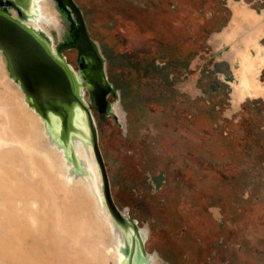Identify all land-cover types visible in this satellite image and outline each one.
<instances>
[{
	"label": "rangeland",
	"instance_id": "obj_1",
	"mask_svg": "<svg viewBox=\"0 0 264 264\" xmlns=\"http://www.w3.org/2000/svg\"><path fill=\"white\" fill-rule=\"evenodd\" d=\"M74 1L109 60L106 75L120 94L111 107L119 103L124 111L122 119L116 113L118 122L92 112L114 202L137 227L132 235L122 231L124 263L146 264L157 255L164 264H264V100L235 108L231 86L215 73L221 53L211 34L230 18L226 0ZM246 2L264 7V0ZM64 55L76 69V52ZM145 61H155L170 79L164 85L170 95L159 96L162 81H147ZM201 90L206 97L196 94ZM45 123L70 156L58 124ZM169 140L184 151L170 148ZM74 168L83 173L81 164ZM201 217L213 237L195 228ZM132 240L146 253L138 251L133 262Z\"/></svg>",
	"mask_w": 264,
	"mask_h": 264
},
{
	"label": "bare ground",
	"instance_id": "obj_2",
	"mask_svg": "<svg viewBox=\"0 0 264 264\" xmlns=\"http://www.w3.org/2000/svg\"><path fill=\"white\" fill-rule=\"evenodd\" d=\"M0 9L48 41L56 32L59 45L72 43L75 17L64 0H33L34 17L7 0ZM73 147L83 173L28 104L0 51V264H125V236L103 206L92 149L80 139ZM148 264L164 262L152 255Z\"/></svg>",
	"mask_w": 264,
	"mask_h": 264
},
{
	"label": "water",
	"instance_id": "obj_3",
	"mask_svg": "<svg viewBox=\"0 0 264 264\" xmlns=\"http://www.w3.org/2000/svg\"><path fill=\"white\" fill-rule=\"evenodd\" d=\"M7 1L13 3L23 14L34 17L33 0ZM19 1L22 3L20 4ZM25 1L28 4H25ZM71 3L73 4L72 1ZM27 5L28 7H25ZM73 5L76 6L75 3ZM74 8L77 10L76 7ZM89 42L92 43L91 40ZM95 44L97 46V43ZM73 48L81 50L79 47L73 46ZM64 50V48H57L54 51L53 43L19 19L0 9V51L5 57L11 78L19 84L30 106L37 114L45 121L52 119L61 128V140L64 144L66 142L71 144L69 161L73 165L81 164L73 148L74 140L80 139L91 147L100 175L103 206L115 224L116 230L132 235L137 230L136 223L120 211L114 202L92 114V107L99 109L100 113L106 112L108 107L110 114L117 119L114 108L108 106L107 97L111 91L115 96H119L117 91H114L107 83L105 59L99 49L96 51L102 62L101 73L109 86L108 91L103 95L93 89L94 81L90 77V79L85 78L66 63L63 56ZM86 92L90 94L89 101L85 98ZM140 250L145 256L141 241L137 248L132 240L129 253L132 262V257L136 256Z\"/></svg>",
	"mask_w": 264,
	"mask_h": 264
},
{
	"label": "flooded vegetation",
	"instance_id": "obj_4",
	"mask_svg": "<svg viewBox=\"0 0 264 264\" xmlns=\"http://www.w3.org/2000/svg\"><path fill=\"white\" fill-rule=\"evenodd\" d=\"M74 0H64L65 6L74 15L75 22L70 29L72 34V43L68 45H59L60 39L56 32L53 33V40L58 48L65 50L63 56L68 65V58L64 55L65 52H76V69L71 66L76 72H80L85 78L94 81V90L100 95L105 94L110 85L107 78L103 77L102 62L99 60L97 49L105 59V69L107 74V65L109 60L102 54L101 46L93 40L91 31L88 27V22L85 19L84 13L79 9ZM20 4L22 3L19 1ZM226 4L231 8L233 17L229 26L220 34L213 38V45H216L217 53H221V60H228L231 64L232 74L229 78H224L232 88V103L236 108L245 100H264V81L261 79L262 71L264 70V47L262 40L264 39V7L261 10H256L251 7L246 0H226ZM76 7L77 10L74 8ZM75 10V12H74ZM89 37V38H88ZM92 43H90V40ZM52 40V41H53ZM52 41H50L52 43ZM94 42V43H93ZM95 44V45H94ZM79 47L81 50L73 48ZM70 48V49H69ZM82 64H86L85 69H82ZM102 75V76H101ZM90 77V78H89ZM111 88L116 89L111 85ZM117 95L120 96L117 90ZM115 96L112 91L107 97L108 106L111 107L110 99ZM85 98L89 101L90 94L86 92ZM119 98V97H118ZM122 99V92H121ZM117 101V99H114ZM93 102V101H92ZM121 103V102H120ZM117 103L114 112L120 115L121 119L124 116V111ZM122 105V103H121ZM124 108V106L122 105ZM93 110L100 116H110V109L100 113L99 109L92 107ZM125 110V108H124ZM113 116V115H112ZM114 117V116H113ZM118 122L119 119L114 117ZM99 135V131H98ZM155 184V183H154ZM144 232V231H143ZM146 235V233H144Z\"/></svg>",
	"mask_w": 264,
	"mask_h": 264
},
{
	"label": "crops",
	"instance_id": "obj_5",
	"mask_svg": "<svg viewBox=\"0 0 264 264\" xmlns=\"http://www.w3.org/2000/svg\"><path fill=\"white\" fill-rule=\"evenodd\" d=\"M232 17H233V14H232V10H231V14H230V18H228V21L226 22V24H224V25H222V26H220V28H218L217 30H214V31H212V38H211V40L213 41V38L215 39L216 38V36L218 35V34H220L225 28H227L228 26H229V23H230V21H231V19H232ZM212 41H211V45L213 46V48L215 49L216 48V45H213V43H212ZM262 45H263V47H264V39L262 40ZM216 50V49H215ZM219 60V59H218ZM218 60H216V62H219V63H215V66H214V70L216 71L215 73H216V75L217 76H222V77H224V78H229L230 76H231V74H232V68H231V64H230V62L228 61V60H226V59H224V60H220V61H218ZM146 63H145V65H141L140 67H143V69L145 68L146 70L147 69H149V68H151V67H154V69H157L156 70V72H153L152 73V75L151 76H147V75H145V77L147 78V81L148 80H152L155 84H157V83H160L159 81H162V86L160 87H157L159 90V96H162V95H165L166 96V93H169L171 90H172V88H169V91H168V89H166L165 88V86L164 85H166L167 83L168 84H171V82H169V78L167 77V76H163L162 75V70H161V67L159 68V66L156 64V62L155 61H152V62H147V61H145ZM223 65V67H225L226 68V70L228 71V72H230L231 74L228 76L227 74H224V72H222L220 69H221V67H222V65ZM167 65H168V62H167ZM161 71V72H160ZM227 73V72H226ZM263 73H264V70L262 71V75H263ZM138 78H136L137 79V84L138 85H140L141 83H143L144 81H142V80H144L143 78H145L144 76H143V71H141V73H140V75L139 76H137ZM219 79L220 80H222L224 83H227L228 84V82L227 81H225L224 79H221L220 77H219ZM122 83H123V81L122 80H120ZM152 82V83H153ZM146 83H148V82H146ZM229 85V84H228ZM173 91V90H172ZM201 92L202 93H196L197 95L199 94L200 96L203 94L205 97H206V94H207V92L206 91H204V90H201ZM174 93V92H173ZM171 93H169L168 95H170ZM179 98H181L180 96L178 97V99ZM183 99H185L184 97H183ZM205 130H207V129H205ZM184 131H185V133H186V129L184 128V129H182V133H180V131H178V134H179V140H180V138L182 137L183 138V140L182 141H185V136H184ZM212 133H214V135H215V140H217V130L216 131H212ZM170 136H173V135H171L170 134ZM169 136V137H170ZM169 143H168V146L171 148V147H175L176 145H178V147L180 146V145H182L181 143H180V141H178L177 143L175 142V140H169L168 141ZM184 147H187L186 145H184ZM177 152H180V151H184V149H183V147L181 146V147H179V149H177L176 150ZM173 152V151H172ZM176 152V153H177ZM185 158H187L186 156H182V159L181 160H183V161H186V159ZM213 174H215V176L213 175ZM201 175H204V172H202L201 173ZM200 175V176H201ZM199 178H201V177H199ZM212 178L215 180L216 179V173L213 171L212 172ZM212 210H214V213H217V209H215V208H211ZM202 218V217H201ZM198 223H200V224H198L199 226H195V228L197 229H200L199 230V232H200V235L203 237V238H205V239H207V238H210V237H213L212 235H210V232H211V230L209 231V233H207L206 231V229L205 228H209L210 226H207V223L206 222H204V218H202V219H200L199 221H198ZM191 226H194L193 224H191ZM205 229V230H204ZM200 236V237H201Z\"/></svg>",
	"mask_w": 264,
	"mask_h": 264
},
{
	"label": "trees",
	"instance_id": "obj_6",
	"mask_svg": "<svg viewBox=\"0 0 264 264\" xmlns=\"http://www.w3.org/2000/svg\"><path fill=\"white\" fill-rule=\"evenodd\" d=\"M157 69H154V67H151L146 70L145 75L151 76L153 72H156Z\"/></svg>",
	"mask_w": 264,
	"mask_h": 264
}]
</instances>
